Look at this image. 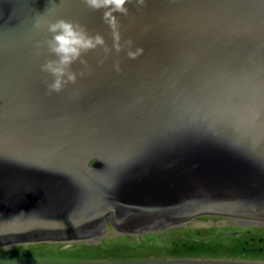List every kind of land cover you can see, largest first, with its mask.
<instances>
[{
	"label": "water",
	"instance_id": "1",
	"mask_svg": "<svg viewBox=\"0 0 264 264\" xmlns=\"http://www.w3.org/2000/svg\"><path fill=\"white\" fill-rule=\"evenodd\" d=\"M118 17L127 50L89 53L50 94L33 24L104 36L81 0H0V245L176 225L264 221V0H145ZM119 66V71L116 66ZM96 161L92 166L91 163Z\"/></svg>",
	"mask_w": 264,
	"mask_h": 264
},
{
	"label": "rangeland",
	"instance_id": "2",
	"mask_svg": "<svg viewBox=\"0 0 264 264\" xmlns=\"http://www.w3.org/2000/svg\"><path fill=\"white\" fill-rule=\"evenodd\" d=\"M209 216H196L180 226H160L155 232L154 228L121 232L109 225L102 232L105 237L95 234L10 243L0 247V264H31L33 255L38 264H163L167 260L177 262L173 264H264V222L243 226L254 231L250 234L233 236L230 232L238 227L234 222L243 219ZM181 242L196 250L185 252L178 246Z\"/></svg>",
	"mask_w": 264,
	"mask_h": 264
},
{
	"label": "clouds",
	"instance_id": "3",
	"mask_svg": "<svg viewBox=\"0 0 264 264\" xmlns=\"http://www.w3.org/2000/svg\"><path fill=\"white\" fill-rule=\"evenodd\" d=\"M81 3L94 12L102 13V22L110 30L112 40L111 47L108 46L105 38L100 33H91L88 28L81 23L69 19H56L54 22L35 21V30H45L50 38L35 44L36 55L39 56L40 50L46 48L50 59H46L41 64V72L52 77L47 89L50 94L61 93L68 85L77 83L78 77L85 76V71H73V65L79 63L87 68L85 57L89 53L101 50L105 59L109 58L113 51L119 54L127 50L129 59H136L143 52L141 48L133 51L131 40L122 43L121 25L118 17L128 16L129 4L135 3L137 8L145 5V0H81ZM119 71V66H116Z\"/></svg>",
	"mask_w": 264,
	"mask_h": 264
},
{
	"label": "bare ground",
	"instance_id": "4",
	"mask_svg": "<svg viewBox=\"0 0 264 264\" xmlns=\"http://www.w3.org/2000/svg\"><path fill=\"white\" fill-rule=\"evenodd\" d=\"M96 161H93L92 163H91V166L95 163ZM201 216H203V217H208L209 215H201ZM210 217V216H209ZM194 218V217H193ZM198 218V217H197ZM232 218H235V217H232ZM240 219H242V218H240ZM243 221L245 222V223H250V224H255V223H258V219H254V217H251V218H245V219H243ZM260 222H264V221H260ZM183 223V222H182ZM181 224V223H180ZM180 224H179V226H180ZM184 224V223H183ZM236 224V223H235ZM109 225H112L113 226V228H115V226H114V223L112 222V221H106L105 222V226H107V228H108V226ZM165 226H169V225H165ZM163 228H164V226H162ZM115 230L116 231H119L117 228H115ZM154 231L153 232H155L157 229L156 228H154L153 229ZM236 230H239V231H241L242 230V228L241 227H237L236 228ZM100 234V235H99ZM99 234H97V235H99L100 237H105V235H106V232H104V233H99ZM168 238V237H167ZM206 238H208V237H206ZM53 239H55V238H53ZM33 241H34V239H32V240H20V241H17V242H15V243H21V244H25V243H28V244H31V243H33ZM7 245V244H6ZM2 246H4V245H0V247H2ZM194 250H196V249H194ZM194 250H192L191 248H186V249H184V251L185 252H189V251H194ZM182 254V253H181ZM183 255V254H182ZM31 260L32 261H34V262H32L31 264H38L37 263V257L36 256H32L31 257ZM165 263H163V264H173V263H177L176 261H170V260H167V261H164ZM81 263H83V264H97V263H100V261H97V262H81ZM80 263V264H81ZM179 263V262H178ZM15 264H20L19 262H16ZM24 264V263H23ZM131 264V263H130ZM133 264V263H132Z\"/></svg>",
	"mask_w": 264,
	"mask_h": 264
},
{
	"label": "flooded vegetation",
	"instance_id": "5",
	"mask_svg": "<svg viewBox=\"0 0 264 264\" xmlns=\"http://www.w3.org/2000/svg\"><path fill=\"white\" fill-rule=\"evenodd\" d=\"M230 222H231V221H230ZM234 223H236L238 227H241L242 230H241V231H239V230H235V231H233V232H230V233L234 234L233 236H238V235H240V233L242 234L243 232H245V234H250V233L254 232V231H250L249 229H245V228L243 227V226H247V225L250 224V223H245L243 220H236ZM250 225H251V224H250ZM254 225H256V224H254ZM252 226H253V225H252ZM248 227H250V226H248ZM250 236H251V235H250ZM253 236H255V235H253ZM251 239H253L252 241H257V239L254 238V237H252ZM254 239H255V240H254ZM178 246H179V248H181V249H186V248H191L192 250L196 249V247H188L187 244L184 243V242H181ZM247 250H248V249H247ZM259 250H263V249H258L257 251L259 252ZM142 260H144V259H142Z\"/></svg>",
	"mask_w": 264,
	"mask_h": 264
}]
</instances>
